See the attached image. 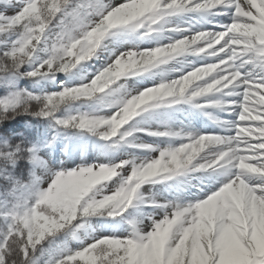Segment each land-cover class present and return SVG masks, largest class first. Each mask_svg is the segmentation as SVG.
Here are the masks:
<instances>
[{
  "label": "snow or ice",
  "instance_id": "6c2138e0",
  "mask_svg": "<svg viewBox=\"0 0 264 264\" xmlns=\"http://www.w3.org/2000/svg\"><path fill=\"white\" fill-rule=\"evenodd\" d=\"M0 264H264V0H0Z\"/></svg>",
  "mask_w": 264,
  "mask_h": 264
},
{
  "label": "rangeland",
  "instance_id": "374dc122",
  "mask_svg": "<svg viewBox=\"0 0 264 264\" xmlns=\"http://www.w3.org/2000/svg\"><path fill=\"white\" fill-rule=\"evenodd\" d=\"M219 115V114H218ZM219 117L221 118V119H227V116L225 115V114H221V115H219ZM202 122H203V124H205L206 123V121H205V119H203L202 120ZM209 126H210V124H209ZM193 176H198L197 174H194ZM191 180H196L195 178H193V179H191ZM197 183H194L193 185H196ZM165 185H155L154 187H152L151 188V192L149 193V192H146V196H148V195H156L157 197H167L168 199H171L172 198V195H174V192L173 191H164V189H165ZM147 188V187H146ZM192 189H194L193 191V193L195 194L196 192H197V189L196 188H192Z\"/></svg>",
  "mask_w": 264,
  "mask_h": 264
},
{
  "label": "bare ground",
  "instance_id": "6f19581e",
  "mask_svg": "<svg viewBox=\"0 0 264 264\" xmlns=\"http://www.w3.org/2000/svg\"><path fill=\"white\" fill-rule=\"evenodd\" d=\"M207 125V124H206ZM209 126V125H208ZM194 175V174H193ZM197 180V179H196ZM198 181V180H197ZM194 183V181L193 180H191V184H193ZM189 191V190H188ZM185 196H187L188 195V192H187V194H184ZM193 197H189V199H192Z\"/></svg>",
  "mask_w": 264,
  "mask_h": 264
}]
</instances>
